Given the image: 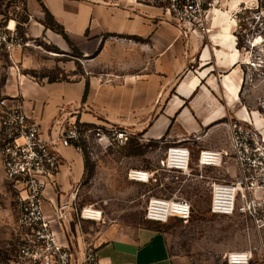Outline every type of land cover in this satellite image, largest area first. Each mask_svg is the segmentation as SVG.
Wrapping results in <instances>:
<instances>
[{"label": "crops", "instance_id": "crops-1", "mask_svg": "<svg viewBox=\"0 0 264 264\" xmlns=\"http://www.w3.org/2000/svg\"><path fill=\"white\" fill-rule=\"evenodd\" d=\"M25 1L32 14L31 34L67 45L61 34L42 24L45 7L95 71L88 69L70 81H40L15 67L6 68L0 55V97L19 94L43 137L57 143L62 165L54 188L45 190L43 206L58 240L76 249L93 244L102 264H177L160 223L149 221L129 237L99 243L86 238L90 234L72 205L73 191L86 173L84 154L76 146H62L59 136L69 122L79 121L84 126L125 127L167 144L181 139L186 143L189 134L203 141L209 135L203 128L225 118L233 105L223 84L225 72L234 73L239 64L231 24L213 19L212 31L218 26L228 29L189 34L161 9L125 0ZM8 24L15 27L16 22ZM222 33L234 40L221 42ZM218 91L224 103L218 101ZM0 174L4 175L1 161ZM63 204L64 217L55 220L56 209Z\"/></svg>", "mask_w": 264, "mask_h": 264}, {"label": "rangeland", "instance_id": "rangeland-1", "mask_svg": "<svg viewBox=\"0 0 264 264\" xmlns=\"http://www.w3.org/2000/svg\"><path fill=\"white\" fill-rule=\"evenodd\" d=\"M231 5L232 0H218L210 19L212 24L214 17L219 24H231V33L238 44L237 69L229 75L230 72H225L223 81L226 96L233 105L225 118L203 128L209 131L203 141L187 134L190 137L186 143L191 149L188 173L162 165L171 145L163 139L133 133L126 143L120 144L103 133L99 139L95 125L81 126L80 148L85 150L90 166L80 186L73 191L72 205L79 212L78 222L90 234L87 239L99 243L129 237L150 221L146 218L150 199L177 194L189 201L190 218L183 221L173 217L159 225L167 234L177 264H233L227 257L231 252L251 253L247 264H264V227H256L252 220L241 215L221 216L210 210L211 184L232 180L236 173L235 160L229 154L221 164L200 167L198 163L201 149L229 150L225 124L229 118L255 120L264 133V0H240L233 9ZM26 8L30 16L28 24L22 22L27 12L21 4L17 7L0 0V23L7 25L10 20L22 23L19 31L23 44L12 58L3 54L6 68L15 67L40 81L49 78L70 81L86 74L88 69L95 72L89 67L88 58L78 56L67 41V45L60 47L44 34L32 35L29 31L32 14ZM215 9L219 12H214ZM43 16L44 20V11ZM220 29L214 28L211 34ZM222 29L221 32L225 31ZM228 37L222 33L220 41L226 42ZM216 95L224 103L219 91ZM103 132L107 135V129L103 128ZM132 170L149 172L152 177L148 181L131 179ZM3 176L0 174V264H11L16 253L14 227L18 205L14 187ZM88 207L101 212L99 220L82 218Z\"/></svg>", "mask_w": 264, "mask_h": 264}, {"label": "built area", "instance_id": "built-area-1", "mask_svg": "<svg viewBox=\"0 0 264 264\" xmlns=\"http://www.w3.org/2000/svg\"><path fill=\"white\" fill-rule=\"evenodd\" d=\"M159 8L172 22L186 33L208 35L212 31L211 11L218 0H125ZM23 40L15 27L0 26V54L10 58ZM229 150L204 148L200 150V167L221 164L231 154L236 163L232 180H217L211 184L210 210L221 216L241 215L258 228L264 227V133L255 120L240 117L226 121ZM107 129V135L103 132ZM97 135L103 133L116 143H126L133 133L121 126H97ZM82 138L81 123L69 122L61 132L62 146H76ZM188 139V138H187ZM57 143L43 137L40 124L24 110L21 96L0 97V161L4 176L16 191L18 216L14 231L16 253L11 264H102L96 247L85 243L82 249L61 243L45 213V190L54 188L62 159ZM191 149L184 140L173 142L167 149L162 165L175 172L190 171ZM132 170L130 178H136ZM146 172V171H145ZM139 173V172H137ZM148 180L152 177L149 172ZM56 209L55 220L63 218ZM191 205L187 199L172 195L170 198H152L146 218L167 223L171 218L187 221ZM85 218L84 211L82 218ZM252 254L247 253L249 262Z\"/></svg>", "mask_w": 264, "mask_h": 264}, {"label": "trees", "instance_id": "trees-1", "mask_svg": "<svg viewBox=\"0 0 264 264\" xmlns=\"http://www.w3.org/2000/svg\"><path fill=\"white\" fill-rule=\"evenodd\" d=\"M7 4L8 5H14V6H17V7L21 4L23 6V10L25 11V13L27 12V14H26L27 16L24 19V21H22V22L28 24L30 16L28 15V11H27V8H26L27 5H26V1L25 0H7ZM43 11L45 13V19L41 21L42 24L45 25L46 28H50L54 32H56L58 34H61L63 36V38L69 43V45L75 49L76 54L78 56H83V53L75 46V44L71 41V39L67 35L63 25L60 24L59 22H57L55 17L51 14V12L48 9L43 7ZM21 25H22V23H16V28H17V30L19 32V35L21 34L20 31H19V28H20ZM0 26H6V24L0 23ZM20 36H22V35H20ZM0 55H3V54H0ZM48 81L49 82H53V81H56V80L53 79V78H49ZM88 88H89V85L87 83L83 99H85L86 96H87ZM81 126H82V124H81ZM90 126H94V125L89 124L88 127H90ZM80 140L76 143V145L79 146V147H80ZM82 152L84 154L85 169H87L90 166V162H89L88 158L86 157L85 150H82Z\"/></svg>", "mask_w": 264, "mask_h": 264}, {"label": "bare ground", "instance_id": "bare-ground-1", "mask_svg": "<svg viewBox=\"0 0 264 264\" xmlns=\"http://www.w3.org/2000/svg\"><path fill=\"white\" fill-rule=\"evenodd\" d=\"M239 2H240V0H232V5H231L232 9ZM214 12L218 13L219 10L215 9ZM214 19L217 20L218 18L214 17ZM13 24H14V22L11 21V26H13ZM226 28L228 29V27H226ZM229 38L232 41L234 40L233 36H230ZM234 51H237V50L234 48ZM137 172H139V173H137ZM134 173H135V171H134ZM135 174H137V176H136V178H134V180H137V181H148V176L149 175H148L147 172L137 170ZM84 216H85L86 219L99 220L100 217H101V212L98 211V210H94V209L88 207V208H85V210H84ZM227 257L230 259V263H233V264H247L248 263L246 261V259H247V253L246 252H231V253L228 254Z\"/></svg>", "mask_w": 264, "mask_h": 264}]
</instances>
